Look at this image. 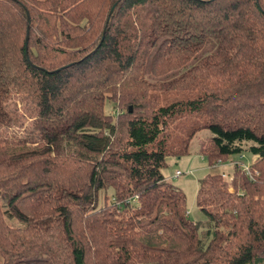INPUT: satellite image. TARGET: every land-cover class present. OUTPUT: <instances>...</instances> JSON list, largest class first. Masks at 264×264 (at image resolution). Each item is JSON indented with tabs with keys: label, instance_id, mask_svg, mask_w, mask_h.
Returning <instances> with one entry per match:
<instances>
[{
	"label": "trees",
	"instance_id": "obj_1",
	"mask_svg": "<svg viewBox=\"0 0 264 264\" xmlns=\"http://www.w3.org/2000/svg\"><path fill=\"white\" fill-rule=\"evenodd\" d=\"M0 264H264V0H0Z\"/></svg>",
	"mask_w": 264,
	"mask_h": 264
},
{
	"label": "rangeland",
	"instance_id": "obj_2",
	"mask_svg": "<svg viewBox=\"0 0 264 264\" xmlns=\"http://www.w3.org/2000/svg\"><path fill=\"white\" fill-rule=\"evenodd\" d=\"M103 111L106 114L112 112L110 105L104 104ZM210 134L207 131H199L196 137L190 142L188 153L186 156L173 158L169 157L165 160V167L161 170L162 176L174 187L179 189L185 198V206L187 210V216L190 221L202 223L204 222V216L198 211L195 206L194 196L196 191L197 181L200 180L205 174L211 172L216 174H225L230 169L228 164L232 160H236L237 156H230L228 161L224 164H216L211 169L206 165L203 158L198 155V140H203L209 137ZM245 155L242 158L238 157L239 161H243ZM235 162H231L232 165ZM238 163V162H237ZM242 165L249 166L250 164L241 163ZM178 172L179 177H173L174 173ZM15 225V222L11 223Z\"/></svg>",
	"mask_w": 264,
	"mask_h": 264
},
{
	"label": "built area",
	"instance_id": "obj_3",
	"mask_svg": "<svg viewBox=\"0 0 264 264\" xmlns=\"http://www.w3.org/2000/svg\"><path fill=\"white\" fill-rule=\"evenodd\" d=\"M239 158H242V156H239ZM216 164H221V163H219L217 161ZM235 165H236V167L240 168L245 173V175L248 176L249 179L252 178V173H250V171L248 170V166L247 165H242L241 163H236ZM174 176L175 177L176 176H179V173L178 172H175L174 173Z\"/></svg>",
	"mask_w": 264,
	"mask_h": 264
},
{
	"label": "crops",
	"instance_id": "obj_4",
	"mask_svg": "<svg viewBox=\"0 0 264 264\" xmlns=\"http://www.w3.org/2000/svg\"><path fill=\"white\" fill-rule=\"evenodd\" d=\"M236 160H238V158ZM236 160H232V161H236ZM254 160H255L254 156L251 157L244 156L243 161H241V163L251 164Z\"/></svg>",
	"mask_w": 264,
	"mask_h": 264
}]
</instances>
